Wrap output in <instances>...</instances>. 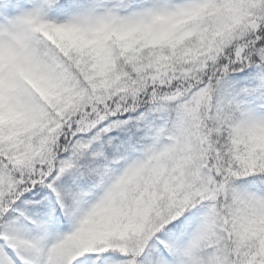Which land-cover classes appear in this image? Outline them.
I'll return each mask as SVG.
<instances>
[{"label":"snow or ice","instance_id":"obj_1","mask_svg":"<svg viewBox=\"0 0 264 264\" xmlns=\"http://www.w3.org/2000/svg\"><path fill=\"white\" fill-rule=\"evenodd\" d=\"M0 264H264V0H0Z\"/></svg>","mask_w":264,"mask_h":264}]
</instances>
